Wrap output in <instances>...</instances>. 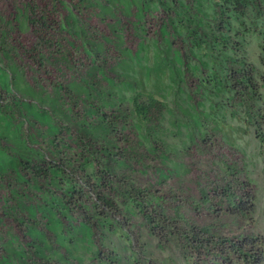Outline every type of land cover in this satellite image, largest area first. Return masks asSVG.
<instances>
[{"label":"trees","instance_id":"trees-1","mask_svg":"<svg viewBox=\"0 0 264 264\" xmlns=\"http://www.w3.org/2000/svg\"><path fill=\"white\" fill-rule=\"evenodd\" d=\"M103 1L29 0L25 7L32 29L38 22L45 25L34 30L40 39L52 35L51 27L63 37L56 53L64 69L56 61L53 81L43 79L42 74L49 71L41 68L50 58L43 52L42 40L34 39L27 53L28 59L39 65L34 64L33 84L24 80L22 71L13 69V85L0 83V110L10 116L16 111L22 122L17 127L25 137L24 145L21 138L16 144L26 148L14 146L6 135L0 137V264H88L85 257L75 255L77 241L79 244L87 234H101L104 227L113 229L110 216L117 215L132 226V215L121 205L135 208L160 244L171 237L185 243L194 264H264L263 239L259 236L250 232L224 235L219 226L197 222L185 214L186 207L194 212L206 207L218 219H246L255 212L256 195L250 180L238 177L244 173L238 162L229 164V181L213 189L201 188L199 198L184 187L167 186L168 177L156 168L153 172L158 174L159 185L166 186L142 185L135 180L139 164L152 166L148 159L159 147L157 139L164 131L168 104L146 88L134 90L132 112L116 101L124 90L115 80L126 81L125 87L135 80L123 71L111 78L97 59L107 53L106 59L127 68L128 59L135 55L129 43L140 37L138 30L131 29L128 17L136 14L140 19L145 4L141 0ZM153 1L156 8L160 6L175 16L188 6L183 0ZM175 3L180 5L177 10ZM250 4V0H233L240 14H245ZM115 6L122 11L118 17ZM61 9L66 13L68 32L53 26L57 21L54 12ZM91 9H96L97 15L100 12L116 18L98 15L107 28L91 24L87 13ZM215 14L224 20L219 2ZM71 29L73 33H69ZM10 33L1 23L0 51L11 55L15 45L10 48ZM221 39L225 42L224 36ZM111 45L119 48V56L113 54ZM231 90L236 99L245 95L253 99L257 90L251 73L234 74ZM246 115L251 124L259 113L247 105ZM256 123L263 143L262 126ZM131 124L136 126L131 128L137 139H130L126 133ZM140 130L150 146L141 147L137 137ZM161 161L167 162L166 157Z\"/></svg>","mask_w":264,"mask_h":264},{"label":"rangeland","instance_id":"rangeland-1","mask_svg":"<svg viewBox=\"0 0 264 264\" xmlns=\"http://www.w3.org/2000/svg\"><path fill=\"white\" fill-rule=\"evenodd\" d=\"M141 1L145 4V11L140 19L136 14L128 17L131 29L140 33L139 38L129 43L135 54L133 60L128 59L127 68L118 63L115 65L112 58L106 59L107 53L102 62L99 60L111 78L123 71L130 75V80H135L126 87V81L115 80L124 90L116 101L131 112V96L136 89L146 88L168 104L163 118L164 131L157 139L159 147L148 159L152 166L139 164L135 180L142 185H159L158 174L153 172L156 168L168 177L167 186L184 187L189 194L199 198L201 188H212L229 181V164L238 162L244 170L238 177L243 181L249 179L256 195L255 212L246 219L225 216L218 219L206 207H202L201 212L186 207L185 214L197 222L211 223L215 228L219 226L224 235L253 233L263 239L264 247V142L260 141L256 128V122H259L264 133V0H250L245 14L235 11L233 0H183L194 9L187 6L177 16L160 6L156 8V1L153 4L152 0ZM216 2L222 5L224 20L215 14ZM179 6L175 3L174 8L177 10ZM24 9V0L0 1V24L11 32L10 48L15 45L11 55L0 51V83L6 86L13 85L12 69L22 71L24 80L33 84L35 65L39 67L27 56L34 39ZM119 9L115 6L116 17L122 13ZM56 12L67 27L65 11ZM87 13L91 24L103 28H107L105 21H101L98 15L109 20L116 18L100 12L97 15L96 9ZM79 19L84 22L81 17ZM73 32L74 29L69 31ZM122 32L125 33V27ZM111 47L113 54L119 56V48ZM48 57L50 61L41 69L50 72L42 77L52 82L56 61L61 67L64 64L53 53H48ZM247 72L254 79L256 96L251 99L245 95L236 99L231 90L233 75L243 76ZM247 105L259 113L256 122L251 124H248L246 115ZM11 115L13 117L0 110V137L6 135L14 146L21 138L24 145L23 131L17 127L22 122L16 111ZM131 127L136 126L131 124L126 133L134 139ZM137 137L141 147L150 146L151 142L144 138L142 130ZM18 148L26 151L25 147ZM31 149L38 152L37 147ZM162 156L167 162L162 163ZM121 207L132 215V226L117 215L110 216L114 228L108 229L107 226L101 234H87L79 244L77 241L75 255L85 257L88 264H194L185 243L171 237L168 242L160 244L135 208ZM122 230L128 236H124Z\"/></svg>","mask_w":264,"mask_h":264},{"label":"clouds","instance_id":"clouds-1","mask_svg":"<svg viewBox=\"0 0 264 264\" xmlns=\"http://www.w3.org/2000/svg\"><path fill=\"white\" fill-rule=\"evenodd\" d=\"M1 1V0H0ZM25 1V7L27 8V3L29 2V0H24ZM3 3H5V1H2ZM25 10V9H24ZM26 11V13L28 14V16H29V12H28V10H25ZM55 13V15L57 16V21L55 22V23H53V26H55L56 28H66V31L68 32V26L66 27V25L65 24H63L62 23V21L60 20V19H58L59 18V13L58 12H54ZM26 22L28 23V25H29V27H30V31H31V37L33 38V39H40V37L37 35V34H35V31L34 30H39V28L42 26V27H45V25L44 24H42V23H40V22H38V23H36V26H34L33 28L34 29H32V27H31V19L29 18H27L26 19ZM50 31H51V36H49L48 37V39L47 40H43V39H40V40H42V48H43V52H44V54H45V56L46 57H48V53H53V55L55 56V57H57V53L59 52V47H58V45L62 42V40H63V37H61L60 36V34L58 33V32H56V31H54L53 29H52V27L50 28ZM45 41H47L50 45H47L46 43H45ZM57 52V53H56ZM134 55V54H133ZM102 60V59H101ZM100 60V61H101ZM97 62H99V59H97ZM102 62V61H101ZM100 62V65L102 66V63ZM54 69V71H52V73H53V76H54V74H57V70L55 69V68H53ZM64 69V67H62V70ZM48 71H49V69H48ZM50 72V71H49Z\"/></svg>","mask_w":264,"mask_h":264}]
</instances>
